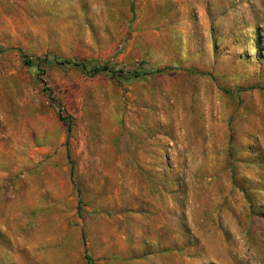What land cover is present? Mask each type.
Segmentation results:
<instances>
[{"label":"rangeland","instance_id":"1","mask_svg":"<svg viewBox=\"0 0 264 264\" xmlns=\"http://www.w3.org/2000/svg\"><path fill=\"white\" fill-rule=\"evenodd\" d=\"M0 264H264V0H0Z\"/></svg>","mask_w":264,"mask_h":264},{"label":"trees","instance_id":"2","mask_svg":"<svg viewBox=\"0 0 264 264\" xmlns=\"http://www.w3.org/2000/svg\"><path fill=\"white\" fill-rule=\"evenodd\" d=\"M63 61L65 62H70L71 60H68V59H63ZM108 67L106 65H102V66H97V67H94V70H101V69H107Z\"/></svg>","mask_w":264,"mask_h":264}]
</instances>
